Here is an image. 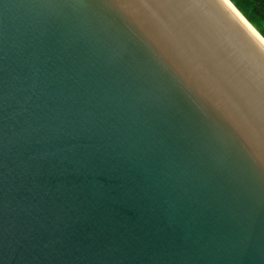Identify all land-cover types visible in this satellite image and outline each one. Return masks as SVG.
<instances>
[{"label":"water","instance_id":"water-1","mask_svg":"<svg viewBox=\"0 0 264 264\" xmlns=\"http://www.w3.org/2000/svg\"><path fill=\"white\" fill-rule=\"evenodd\" d=\"M0 264H264V44L224 0H0Z\"/></svg>","mask_w":264,"mask_h":264},{"label":"trees","instance_id":"trees-1","mask_svg":"<svg viewBox=\"0 0 264 264\" xmlns=\"http://www.w3.org/2000/svg\"><path fill=\"white\" fill-rule=\"evenodd\" d=\"M229 1L232 3V0ZM233 2L235 3L236 0ZM235 8L237 9V7ZM244 8L245 12L237 10L264 39V0H245ZM241 10L243 11V9Z\"/></svg>","mask_w":264,"mask_h":264},{"label":"bare ground","instance_id":"bare-ground-1","mask_svg":"<svg viewBox=\"0 0 264 264\" xmlns=\"http://www.w3.org/2000/svg\"><path fill=\"white\" fill-rule=\"evenodd\" d=\"M230 8L239 16V18L248 26V28L257 36V38L264 44V39L260 34L248 23V21L238 12L229 0H224Z\"/></svg>","mask_w":264,"mask_h":264},{"label":"clouds","instance_id":"clouds-1","mask_svg":"<svg viewBox=\"0 0 264 264\" xmlns=\"http://www.w3.org/2000/svg\"><path fill=\"white\" fill-rule=\"evenodd\" d=\"M232 3L235 7H237V9L241 12H245V8H244V4H245V0H236V2L234 3L232 0ZM239 4V7H238ZM243 9V11L241 10Z\"/></svg>","mask_w":264,"mask_h":264},{"label":"rangeland","instance_id":"rangeland-1","mask_svg":"<svg viewBox=\"0 0 264 264\" xmlns=\"http://www.w3.org/2000/svg\"><path fill=\"white\" fill-rule=\"evenodd\" d=\"M233 5V4H232ZM234 6V5H233ZM239 12V11H238ZM240 13V12H239Z\"/></svg>","mask_w":264,"mask_h":264}]
</instances>
